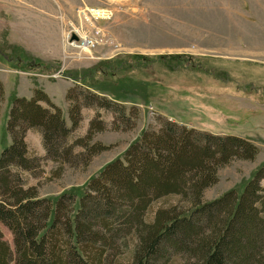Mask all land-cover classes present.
Instances as JSON below:
<instances>
[{
    "label": "rangeland",
    "instance_id": "rangeland-1",
    "mask_svg": "<svg viewBox=\"0 0 264 264\" xmlns=\"http://www.w3.org/2000/svg\"><path fill=\"white\" fill-rule=\"evenodd\" d=\"M73 34L79 41H71ZM84 39L92 42L89 50L83 49ZM69 42L81 47H67ZM69 77L97 86L108 98L117 96L134 125L116 129L112 123L121 118L115 111L83 108L74 138L86 135L91 119L99 117L107 128L94 141L109 146L87 166L82 158L74 164L46 158L41 134L28 131L29 155L40 159L32 170L20 172L27 186L38 187L40 197L55 201L64 193L80 195L143 130L159 128L162 120L250 138L260 147L256 159H235L220 168L204 201L232 189L241 194L264 162V0H0V79L5 88L0 154L11 143L6 125L15 96L31 98L35 88L42 89L71 124L66 93L70 82L76 83ZM86 85L82 88L87 90ZM169 200L191 209L183 197ZM158 205L148 209L149 220L155 219ZM0 229L15 251L11 230L1 222ZM109 239L106 264H127L139 241L134 231ZM167 248L171 264H180L176 251Z\"/></svg>",
    "mask_w": 264,
    "mask_h": 264
},
{
    "label": "trees",
    "instance_id": "trees-1",
    "mask_svg": "<svg viewBox=\"0 0 264 264\" xmlns=\"http://www.w3.org/2000/svg\"><path fill=\"white\" fill-rule=\"evenodd\" d=\"M71 78L77 83L66 93L70 125L42 89L31 98L12 99L6 125L11 143L0 154V222L11 230L15 251L0 229V264H106L109 237L124 230L139 238L127 264H171L167 246L180 264H264V162L241 194L232 189L203 200L205 189L218 182L220 168L258 157L260 147L250 138L162 120L159 128L143 130L78 196L64 193L54 201L40 197L37 186H27L20 171L32 170L40 159L29 155L28 131L41 134L46 158L64 164L82 158L87 166L109 146L94 141L107 128L99 117L91 119L86 135L74 138L83 108L115 111L122 124L115 118L116 129L134 125L117 96L108 98L97 86ZM4 95L0 79V103ZM177 196L190 200L189 211L169 200ZM153 204L159 205L149 220Z\"/></svg>",
    "mask_w": 264,
    "mask_h": 264
},
{
    "label": "built area",
    "instance_id": "built-area-1",
    "mask_svg": "<svg viewBox=\"0 0 264 264\" xmlns=\"http://www.w3.org/2000/svg\"><path fill=\"white\" fill-rule=\"evenodd\" d=\"M85 15H86V13H84ZM91 40V39H90ZM94 44H95V42H93ZM91 44H92V42L91 41H89V43H88V40L87 39H84L83 40V43H82V46H83V49H85V47H87V48H90L91 47ZM77 46V45H76ZM78 47V46H77ZM79 47H81V46H79ZM78 47V48H79ZM86 50V49H85Z\"/></svg>",
    "mask_w": 264,
    "mask_h": 264
},
{
    "label": "bare ground",
    "instance_id": "bare-ground-1",
    "mask_svg": "<svg viewBox=\"0 0 264 264\" xmlns=\"http://www.w3.org/2000/svg\"><path fill=\"white\" fill-rule=\"evenodd\" d=\"M89 11V10H88ZM80 13H85L86 12V9H82L81 11H79ZM72 46H75L73 43H72ZM86 50H89L87 47H85Z\"/></svg>",
    "mask_w": 264,
    "mask_h": 264
},
{
    "label": "water",
    "instance_id": "water-1",
    "mask_svg": "<svg viewBox=\"0 0 264 264\" xmlns=\"http://www.w3.org/2000/svg\"><path fill=\"white\" fill-rule=\"evenodd\" d=\"M77 39H78L77 35L76 34H73L72 35V40H77Z\"/></svg>",
    "mask_w": 264,
    "mask_h": 264
},
{
    "label": "crops",
    "instance_id": "crops-1",
    "mask_svg": "<svg viewBox=\"0 0 264 264\" xmlns=\"http://www.w3.org/2000/svg\"><path fill=\"white\" fill-rule=\"evenodd\" d=\"M6 85V84H5ZM71 85V84H70ZM6 87V86H5Z\"/></svg>",
    "mask_w": 264,
    "mask_h": 264
}]
</instances>
